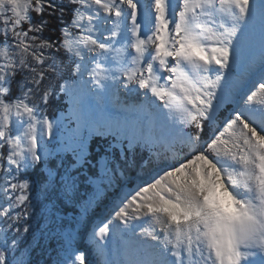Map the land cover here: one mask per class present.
<instances>
[{
  "label": "snow or ice",
  "instance_id": "obj_1",
  "mask_svg": "<svg viewBox=\"0 0 264 264\" xmlns=\"http://www.w3.org/2000/svg\"><path fill=\"white\" fill-rule=\"evenodd\" d=\"M257 25L259 76L218 122L225 70ZM120 89L141 101L135 131L101 157L120 191L90 235L97 264H264V0H0V264H25L16 225L31 208L26 170L56 151L50 101L68 96L77 122L64 145L76 174L54 165L72 200L89 139L127 126L91 101ZM73 240L58 264H86Z\"/></svg>",
  "mask_w": 264,
  "mask_h": 264
},
{
  "label": "rangeland",
  "instance_id": "obj_2",
  "mask_svg": "<svg viewBox=\"0 0 264 264\" xmlns=\"http://www.w3.org/2000/svg\"><path fill=\"white\" fill-rule=\"evenodd\" d=\"M52 23L55 25L57 22L53 20ZM44 35L54 39L58 33L45 31ZM237 48L238 56L233 57L231 69L225 70V79L219 90V96L223 102L218 112V122L223 121L238 106L237 100L239 94H242L241 88L247 90L259 76L261 38L258 25L255 30L251 28L245 30V34L239 39ZM111 102L116 101L112 95H109L106 106H109ZM102 105L104 107L101 100L91 101V111L97 119ZM47 115L54 127L53 135L46 136L44 140L49 150L55 147L56 151L47 158V163L41 162L26 170V177L32 181L29 192L31 208L28 210L29 215L16 225L20 229V243L13 255L17 258L22 257L25 264H58L65 254L67 238L71 235L74 237L73 246L78 251L86 253V264H97L98 257L90 242V235L100 221L108 215V210L120 190L108 187L104 161L96 163L91 160L90 156L88 165L82 167L77 175L78 192L73 194L72 200L65 197L60 187L63 181L56 174L54 165L58 163V156H62L65 160V167L76 174V168L71 167L74 157L71 151L64 149L69 136L77 129V122L72 114L68 96L61 93L54 97L48 106ZM133 132V122H129L124 129L105 131L100 137L113 138L112 145L120 150L122 145L119 141L123 136L131 135ZM210 134L211 130L205 124V138ZM95 137L99 136H92L89 139V145ZM49 169L53 170L50 182ZM60 171L62 173L64 169ZM150 175V171L141 172L137 179L134 173L127 187L122 186L123 191H128L136 183L148 180ZM25 223L29 226L27 233L23 232ZM8 235L16 236L17 233L11 230Z\"/></svg>",
  "mask_w": 264,
  "mask_h": 264
},
{
  "label": "bare ground",
  "instance_id": "obj_3",
  "mask_svg": "<svg viewBox=\"0 0 264 264\" xmlns=\"http://www.w3.org/2000/svg\"><path fill=\"white\" fill-rule=\"evenodd\" d=\"M140 2L141 4H144L147 0H140ZM109 95H112L114 101L116 102H111L109 106H106V101ZM140 101L141 97H139L136 93H129L124 89H120L119 92H115L114 94H108L101 100L104 107L102 105V110L98 115V119L120 121L122 124L127 122V125L129 122H133L134 124L137 114L136 106L140 104ZM157 103L160 102L157 101Z\"/></svg>",
  "mask_w": 264,
  "mask_h": 264
},
{
  "label": "trees",
  "instance_id": "obj_4",
  "mask_svg": "<svg viewBox=\"0 0 264 264\" xmlns=\"http://www.w3.org/2000/svg\"><path fill=\"white\" fill-rule=\"evenodd\" d=\"M113 138H103V137H95L90 145V150H91V160L96 161V163H100L103 161L101 157L105 155V149H108L109 145H112ZM113 146V145H112ZM114 147V146H113ZM117 149L116 147H114ZM118 150V149H117Z\"/></svg>",
  "mask_w": 264,
  "mask_h": 264
}]
</instances>
